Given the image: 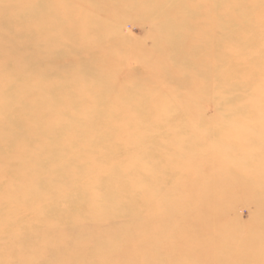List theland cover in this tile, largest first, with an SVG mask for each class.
<instances>
[{"label": "bare ground", "instance_id": "1", "mask_svg": "<svg viewBox=\"0 0 264 264\" xmlns=\"http://www.w3.org/2000/svg\"><path fill=\"white\" fill-rule=\"evenodd\" d=\"M258 1L263 5L257 6ZM240 5L247 14H235ZM254 13L263 23L264 0H0V83L4 82L0 89L10 92L0 99V151L7 150L12 142L13 157L25 163L32 177L40 167L51 169L54 150L60 146L59 135L66 141L75 132L83 133L86 127L89 130L91 122H97V127L91 126L94 134L106 137L105 144L125 142L138 127L140 113L151 111L147 99L157 102L151 133L158 129L165 132L163 138L151 136L149 143H143L140 155L128 157L129 165L140 167L139 173L128 176L146 201L147 210L141 212L137 204L121 196L113 202L115 195L109 187L102 199L100 186L90 192V198L96 200L90 206L92 225L75 221L65 229H39L35 240L61 250L62 263L67 262L66 254L74 257L69 264H93L91 260L96 257L108 256L124 264H264V77L257 83L250 78L257 66L264 71V41L258 38L264 37V28L254 29L251 22L255 18H247ZM125 17L150 26L147 35L151 46L129 41L133 50L128 49L129 42L119 33ZM245 18L250 24L242 23ZM128 62L136 65V71L121 74L119 68ZM235 84L244 91L233 88ZM95 85L104 87L116 99L143 102L132 110L123 106L122 110L110 111L111 107L102 109L96 100L78 114L77 90L83 92ZM56 87L59 91L52 94L51 89ZM182 91L187 93L185 102L171 100ZM248 91L254 92L255 98L238 100ZM229 99L234 102L218 108L212 117H205L201 110L203 105ZM97 105L102 108L95 109ZM93 106L94 113L86 114L93 112ZM238 108L243 109L242 114L230 116ZM255 112L256 116L251 114ZM252 116L255 118L248 121ZM143 117L150 118L147 114ZM101 122L113 127L119 124L121 133L110 140L109 127ZM257 126L260 130L253 131ZM171 129L182 134L170 136ZM144 151L148 156H141ZM159 155L163 175L158 174V168L148 169ZM179 172L194 185L187 196L191 212L169 235L182 240L184 255L182 250L159 252L157 237L151 233L158 221L143 224L140 216L145 210L149 214L157 208L153 186L158 179L167 175L174 178ZM41 194L46 196L45 192ZM239 202L248 207V220L234 213ZM114 215L124 216L123 222L105 226ZM134 215L142 218L135 220ZM127 230L130 236L125 235ZM137 242L141 252L132 249ZM152 247L155 253H151ZM20 258L23 261L22 255ZM105 258H100V263L115 264V260Z\"/></svg>", "mask_w": 264, "mask_h": 264}, {"label": "rangeland", "instance_id": "2", "mask_svg": "<svg viewBox=\"0 0 264 264\" xmlns=\"http://www.w3.org/2000/svg\"><path fill=\"white\" fill-rule=\"evenodd\" d=\"M40 1L44 2L46 0H40ZM47 2L52 3V0H47ZM256 3L257 6L263 5L259 1ZM241 6L242 5H240V8L235 9L236 15L242 14L243 12H246L245 14L248 13V11H245L246 8L244 6L242 7ZM230 17L239 19V17L238 16L236 17L235 15H231ZM247 18L249 19L255 18V21L251 22L253 23L255 30L257 29V31H259L264 28V22L262 23L261 21H259L255 13L251 14V16H247ZM247 18H245V22L244 21L242 22L243 24H250V22H248L249 20H246ZM149 29L150 26L148 24L143 23L139 19L133 17H129V18L125 17L119 29V33L122 36H120V34L119 36L126 39L128 42L143 41L151 46L152 40L147 35ZM231 37L233 38L234 36L232 35ZM258 38H260L259 41L260 40L261 42L264 41V37H262L261 35H258ZM111 39H116V38L112 37ZM128 45L130 46V48L128 49L133 50L132 48L133 45L131 46L130 42L128 43ZM121 53L122 55H120V57L121 56L123 57L124 52L121 51ZM125 66L126 68H124ZM124 67L119 68V72L121 74L127 71H130L132 73L136 71V65L134 63L128 62L127 65H124ZM260 68H261L260 65L257 66L254 73L252 75L250 74V78L253 79L255 83L258 82V79L261 76L264 77V71L263 72L260 71L261 70ZM6 71L8 72L9 70L6 69ZM240 73L242 72L240 71ZM245 74L247 75L248 78L249 74L248 73ZM1 82L2 83L0 84H2L3 86L4 82L3 81ZM128 82L132 83L133 80H128ZM123 86L125 87V85ZM232 87L233 88L239 87V91H244L241 90L242 86L240 85L235 84ZM247 87L244 86L243 88H247ZM79 88L83 89L84 86L80 84ZM57 89L58 87L51 89L52 94L54 92H58L59 90L57 91ZM80 89L77 90L78 114L83 112V110H85L84 109L85 106H89L91 102H94L96 100L100 101V105L103 106V108L101 107L102 109H104L106 106L108 108L111 107L109 108L110 111L118 110V109L122 110L124 107L125 109L131 107L132 110L135 107L139 108L138 106L139 105L141 106V102H143L142 100H138V99L137 102L136 99L127 98V97H123L122 99H116L112 95H110L104 87L100 85L92 86L90 90H84L83 92ZM261 90L264 93V83H262ZM8 92H9L8 89L5 88L0 89V99L7 97ZM249 93L250 91H248V94H246L247 96L245 95L243 98H239V99L237 98V99L241 100V99H245L246 97L255 98L254 92H252L251 94ZM262 95H263L262 103H264V94ZM171 98H172L171 100L176 99V101L178 100L179 102H185L184 99L187 98V93H184V91L178 92L177 95H172ZM111 100L113 101V103L112 105H109L111 104L110 103ZM147 101H149L148 104H151L150 105L151 111H146L147 113H140V116L137 115L139 116V118H141L140 122L137 123L138 127L135 128V132H132L131 135L127 137L128 139H126L125 142L122 143L113 142L111 144H105L103 140L106 137L103 138V136L100 137L101 134L100 135H96V133L94 134V130L91 126L92 124L96 125L97 122H91V124L89 125L90 128L89 130L88 127H86L85 128L86 131H84L83 133L75 132L73 133L74 136H72L69 139H66V141L63 140L64 138L63 135H59L60 146L58 147V150H54V155L51 164L49 165L51 169L49 171H46L45 166L40 167V169L42 168L43 170L42 169L39 170L38 173L33 177L30 175L29 171L25 169L26 167L25 163L13 157L12 154L14 147H12L13 146L12 142L10 143L11 146L7 148L8 151L7 150H4L2 152L0 151V155H3V157L0 158V182L2 180V182L0 183L1 184L0 185V264H20V262H22V264H69L74 257L71 258L68 254H66L65 259H67V262L62 263L59 258V255L63 254L61 250L46 247L44 246L43 241H37L33 238V236L39 229L41 230L56 229V228L65 229L68 226L72 227L75 221H78L79 223H85L87 225L88 224L92 225L93 216L90 214V209H91L90 206H92L93 202H95L96 200L90 198V192L91 190L94 189L98 191L97 189L100 188V186L101 188H103L102 189L103 191L101 190V194L99 195L102 199L105 198L106 196L104 191H106V188L109 187L108 190H110V192H112L113 195H115V196L111 195L113 202H116L117 198L121 196L123 197L124 201L126 200L129 203L137 204L141 212L145 208L147 210L146 201L140 198L141 195H139L138 191L134 189L133 179H129L128 176L129 173L131 172H138V173L140 172V167L138 165L130 164L131 165L130 167L128 163L130 162L128 157L131 154L140 155L138 153V150L140 151V148L143 143L146 142L149 143L151 138L160 139L164 137L163 135L165 132L163 129H160V131L158 129L159 132L157 131L156 133L154 132L151 133L155 125L150 121H152L151 120L152 116L156 114L157 102L155 101L154 98L147 99ZM232 101L234 102L233 99H229L228 101L227 100L221 101L218 104L209 103L207 105L201 106V110H204L203 114L205 115V117L209 118L214 116L216 113H218L219 109H221L224 105H228ZM164 103L167 106L169 105L168 107H172L170 103L168 102H164ZM72 105L74 106V104ZM101 108L99 105L95 106V109L100 110ZM95 109L93 106L91 109L93 110V112L89 110L90 112L86 111V114L94 113ZM240 110L243 109L242 108L235 109L234 113L231 114L230 116H239L240 114H242V111ZM212 111L213 113H211ZM128 112L130 113L131 111ZM49 114H52V112H50ZM143 114H147V116L149 115L150 118L143 117ZM251 114L256 116L257 112ZM254 118L255 117L252 116L249 117L247 120L250 121ZM146 120H148L147 121L148 123L145 125L144 122ZM101 123L104 126L109 127V132H108L109 136L107 138H110V140H113L112 138L114 137L117 138V135L121 133L122 126H120L119 124H117L116 127H113V126H109L108 125L109 123H105V122H101ZM130 128L132 129L133 127ZM257 130H260L259 126L254 127L253 129V131H257ZM177 133L182 134V131L178 129L177 130L171 129L169 135L171 136ZM119 137L120 136H118V138ZM77 147L79 148L76 149ZM96 148L99 151L95 150ZM149 151L151 152V150ZM119 154L121 157L119 156ZM147 154L146 151H144L141 154V156H148ZM117 155L119 157H117ZM106 159L107 162H105ZM162 165L163 162L159 155L156 156L155 162L149 164L148 169L154 171L155 168H158V174L160 173L162 174V171L160 170ZM63 168L65 169V171ZM58 169H60L61 172ZM49 172L51 175L49 174ZM179 173H176L174 178L170 177V175H167L165 179H158L157 185H154L153 183L149 184L150 187L153 185H154L153 187H156L155 188L156 192L154 191V193H157V199H158L157 208L154 211H150L149 214L145 210L144 214L142 213L140 215L143 218L135 215L134 216H135V220H140L142 218L143 224L145 223L150 224V221L152 222L153 220H156L155 222L158 221L156 223V226H154L155 228L151 229L152 230L151 233L156 235L154 238L157 237L156 242L158 244L157 249L159 252L160 251L166 252L172 250L171 253H174L175 251L177 252L179 250H182L183 252L182 254L184 255L186 253L184 251L185 246H183L182 240L178 238L172 239L169 235H171V233L174 230H177L180 227V225L184 223L186 217L189 216L192 205H191V201L189 202V198L187 196L192 193L191 190L193 189L194 185L192 183H187L188 178L185 174H182L181 172ZM162 175H160L159 178H161ZM137 180L138 179H134V181L136 182ZM197 188L198 187H195L196 190H198ZM202 188H203L202 186H199V189ZM203 190L205 191V189ZM41 192H45L46 196L42 195ZM16 195L17 197H15ZM7 201L9 203H7ZM26 211L29 214H27ZM23 212L24 214L25 213L26 214L24 215ZM2 213H4V216ZM234 213L242 217L244 220H248L250 216L248 207H246V205H244V203L242 202H239L237 204ZM123 219L124 216L122 215H117V216L114 215L107 220L108 224H106L105 226L114 227L116 224L118 225L121 224L123 222L122 221ZM103 228L105 229L107 227L103 226ZM130 234L131 232L128 231L126 232L125 235L130 236ZM184 235L185 233H183L181 236ZM119 244L121 245L122 243ZM140 247L141 244L139 242L132 244V249L134 251L141 252L142 249H139ZM19 252H21L20 254L23 257L22 258L23 261H21L20 258L21 255L18 254ZM152 252L155 253L153 247L151 248V253ZM76 254H77V258H80L79 253L77 252ZM100 258H105V257H100ZM100 258L96 260L93 259L91 261L93 262V264H105L104 260L102 263H100L99 261ZM107 259L115 260V256H108L105 258V260ZM83 261L86 263L85 260ZM95 261L97 262L94 263ZM113 262H115V264L125 263V262L121 263L120 261L116 262V260ZM126 264H128V262H126Z\"/></svg>", "mask_w": 264, "mask_h": 264}]
</instances>
